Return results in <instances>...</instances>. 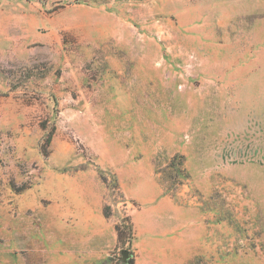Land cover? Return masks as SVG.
Segmentation results:
<instances>
[{
	"label": "rangeland",
	"instance_id": "obj_1",
	"mask_svg": "<svg viewBox=\"0 0 264 264\" xmlns=\"http://www.w3.org/2000/svg\"><path fill=\"white\" fill-rule=\"evenodd\" d=\"M131 258L264 264V0H0V264Z\"/></svg>",
	"mask_w": 264,
	"mask_h": 264
},
{
	"label": "trees",
	"instance_id": "obj_2",
	"mask_svg": "<svg viewBox=\"0 0 264 264\" xmlns=\"http://www.w3.org/2000/svg\"><path fill=\"white\" fill-rule=\"evenodd\" d=\"M117 232H118V237H119V240L120 241H122V235H123V232H122V228H121V226L119 225V226H117ZM129 264H134V260H133V258H131V260L129 261Z\"/></svg>",
	"mask_w": 264,
	"mask_h": 264
},
{
	"label": "water",
	"instance_id": "obj_3",
	"mask_svg": "<svg viewBox=\"0 0 264 264\" xmlns=\"http://www.w3.org/2000/svg\"><path fill=\"white\" fill-rule=\"evenodd\" d=\"M122 253H123V255H124L125 257H127L129 252H128V250H123Z\"/></svg>",
	"mask_w": 264,
	"mask_h": 264
}]
</instances>
